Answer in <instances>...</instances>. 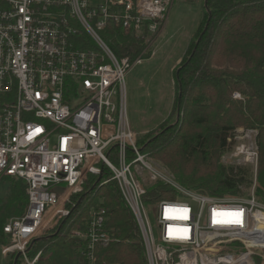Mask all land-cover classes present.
Instances as JSON below:
<instances>
[{
	"label": "built area",
	"instance_id": "2783aa9c",
	"mask_svg": "<svg viewBox=\"0 0 264 264\" xmlns=\"http://www.w3.org/2000/svg\"><path fill=\"white\" fill-rule=\"evenodd\" d=\"M175 1L0 0V183L22 179L29 198L26 213L4 225L10 243L1 253L14 264H38L42 251L30 254L36 239L69 214L66 203L88 175L101 179L105 169L103 183H118L134 216L147 264L264 261L256 179L242 195L189 189L142 151L132 127L127 75L143 59L120 58L102 32L113 24L158 35ZM257 136V129L241 127L229 138L232 156L250 163L256 176ZM146 180L171 186L176 199L147 205ZM69 236L81 243L84 259L75 264H97V247L117 240L103 207Z\"/></svg>",
	"mask_w": 264,
	"mask_h": 264
},
{
	"label": "trees",
	"instance_id": "16d2710c",
	"mask_svg": "<svg viewBox=\"0 0 264 264\" xmlns=\"http://www.w3.org/2000/svg\"><path fill=\"white\" fill-rule=\"evenodd\" d=\"M204 5L196 40L176 71L178 121L140 145L189 189L213 196L242 195L253 184L251 168L223 164L221 157L232 148L234 142L229 138L233 139L237 128L257 129L255 191L264 202V0H207ZM102 34L120 58L134 61L152 54L147 33H127L109 24ZM109 176L106 169L101 179L89 174L81 191L71 195L66 203L69 214L31 248V255L42 251L38 264L82 261L81 243L69 235L85 225L93 209L101 207L107 211V227L117 240L97 247V264H147L138 226L118 183H103ZM1 182L0 245H6L10 238L4 225L26 213L29 198L22 179L6 176ZM144 198L152 205L176 199V191L157 181L147 184ZM256 263L264 261L256 258ZM7 264H14L13 256Z\"/></svg>",
	"mask_w": 264,
	"mask_h": 264
},
{
	"label": "rangeland",
	"instance_id": "374dc122",
	"mask_svg": "<svg viewBox=\"0 0 264 264\" xmlns=\"http://www.w3.org/2000/svg\"><path fill=\"white\" fill-rule=\"evenodd\" d=\"M204 4V0H176L158 35L147 37L152 54L135 64L127 75L128 113L132 127L140 135L139 143L178 121L174 110L176 71L190 45L196 40L199 23L205 14ZM233 151L234 146L222 155L221 162L226 165L249 166L254 183L257 180L254 167L233 157ZM154 161L167 168L161 162ZM146 182L153 183L148 180ZM249 190L245 189V192ZM3 192L4 183L1 182L0 193ZM8 262L9 257L1 253L0 245V264Z\"/></svg>",
	"mask_w": 264,
	"mask_h": 264
},
{
	"label": "snow or ice",
	"instance_id": "6c2138e0",
	"mask_svg": "<svg viewBox=\"0 0 264 264\" xmlns=\"http://www.w3.org/2000/svg\"><path fill=\"white\" fill-rule=\"evenodd\" d=\"M238 215V214H237ZM224 222H230V223H240L239 219L233 220V221H224Z\"/></svg>",
	"mask_w": 264,
	"mask_h": 264
},
{
	"label": "water",
	"instance_id": "95a60500",
	"mask_svg": "<svg viewBox=\"0 0 264 264\" xmlns=\"http://www.w3.org/2000/svg\"><path fill=\"white\" fill-rule=\"evenodd\" d=\"M79 202H80V201H79ZM17 258H18V256L16 257L15 262H16Z\"/></svg>",
	"mask_w": 264,
	"mask_h": 264
}]
</instances>
